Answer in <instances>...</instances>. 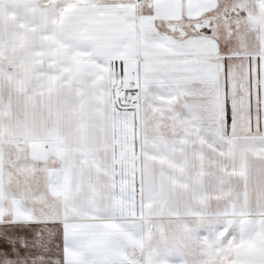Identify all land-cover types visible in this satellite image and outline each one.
<instances>
[{
	"label": "snow or ice",
	"instance_id": "1",
	"mask_svg": "<svg viewBox=\"0 0 264 264\" xmlns=\"http://www.w3.org/2000/svg\"><path fill=\"white\" fill-rule=\"evenodd\" d=\"M0 264H264V0H0Z\"/></svg>",
	"mask_w": 264,
	"mask_h": 264
}]
</instances>
